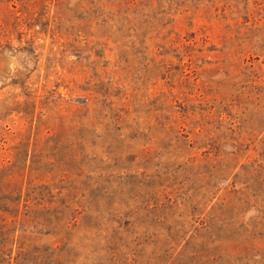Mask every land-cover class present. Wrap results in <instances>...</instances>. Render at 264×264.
<instances>
[{
  "label": "rangeland",
  "instance_id": "374dc122",
  "mask_svg": "<svg viewBox=\"0 0 264 264\" xmlns=\"http://www.w3.org/2000/svg\"><path fill=\"white\" fill-rule=\"evenodd\" d=\"M0 264H264V0H0Z\"/></svg>",
  "mask_w": 264,
  "mask_h": 264
}]
</instances>
